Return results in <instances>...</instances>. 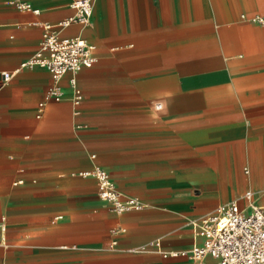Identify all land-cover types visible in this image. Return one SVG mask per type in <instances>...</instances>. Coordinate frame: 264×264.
<instances>
[{
	"label": "crops",
	"instance_id": "crops-1",
	"mask_svg": "<svg viewBox=\"0 0 264 264\" xmlns=\"http://www.w3.org/2000/svg\"><path fill=\"white\" fill-rule=\"evenodd\" d=\"M23 1L35 11L0 0V262L217 264L128 249L189 248V221L247 190L264 204V0H93L88 24L62 29L95 45L82 99L66 73L39 117L54 81L17 67L74 9ZM95 165L144 206L113 212L77 174Z\"/></svg>",
	"mask_w": 264,
	"mask_h": 264
},
{
	"label": "built area",
	"instance_id": "built-area-1",
	"mask_svg": "<svg viewBox=\"0 0 264 264\" xmlns=\"http://www.w3.org/2000/svg\"><path fill=\"white\" fill-rule=\"evenodd\" d=\"M10 3L19 9L35 11L30 3L23 0H10ZM69 5L74 9V13L56 23L44 24L38 48L17 67L44 68L54 81L45 90L43 99L38 102L37 117L42 114L49 99L61 98L58 81L66 73H71L69 81L72 88V104L78 105L83 94L75 75L83 67H89L97 60L94 44L78 35H62V29L71 23L86 25L90 22L93 0H69ZM251 19L259 23L264 22L263 17L254 16ZM2 75L3 79L8 81L12 73L3 71ZM161 106V102L154 103L157 109ZM77 174L94 177L98 198L117 214L144 206L136 197H122L109 172L99 165L80 170ZM21 182L22 180L18 179L13 183ZM188 235L193 239L189 248L164 251L160 239H153L128 251L145 252L154 249L163 256L180 255L192 260L210 256L217 264H264V204H257L254 201V192L247 190L239 199L219 203L213 211L190 220ZM115 243L113 240L111 245Z\"/></svg>",
	"mask_w": 264,
	"mask_h": 264
},
{
	"label": "rangeland",
	"instance_id": "rangeland-1",
	"mask_svg": "<svg viewBox=\"0 0 264 264\" xmlns=\"http://www.w3.org/2000/svg\"><path fill=\"white\" fill-rule=\"evenodd\" d=\"M206 258H210L211 260H213L211 257H209V256H207ZM214 261V260H213ZM197 263H199V262H197Z\"/></svg>",
	"mask_w": 264,
	"mask_h": 264
}]
</instances>
